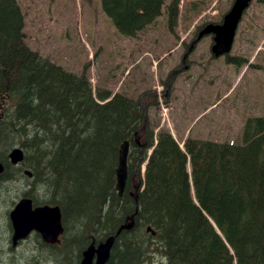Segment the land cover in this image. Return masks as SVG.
<instances>
[{"label":"trees","instance_id":"1","mask_svg":"<svg viewBox=\"0 0 264 264\" xmlns=\"http://www.w3.org/2000/svg\"><path fill=\"white\" fill-rule=\"evenodd\" d=\"M100 3L126 38L162 16L172 33L178 27L180 0ZM25 27L18 1L0 0V264H81L89 247L131 221L106 264H264V116L248 118L238 142L192 136L181 147L149 118L160 106L155 92L95 91L88 65L77 74L51 62L27 45ZM174 78L165 82L166 104ZM125 142L128 182L120 196ZM16 148L24 153L19 165L10 160ZM22 198L60 207L58 244L33 233L13 247L9 215Z\"/></svg>","mask_w":264,"mask_h":264},{"label":"rangeland","instance_id":"2","mask_svg":"<svg viewBox=\"0 0 264 264\" xmlns=\"http://www.w3.org/2000/svg\"><path fill=\"white\" fill-rule=\"evenodd\" d=\"M17 1L29 47L69 72L81 74L88 65L95 91L108 88L136 98L155 92L160 106L149 110V118L181 145L192 136L238 142L245 121L264 116V0L252 1L238 27L230 57L240 64L214 58L213 37H204L186 68L174 74L168 104L165 82L180 70L186 45L204 24L220 23L234 0H180L175 33L162 16L135 39L118 33L100 0Z\"/></svg>","mask_w":264,"mask_h":264},{"label":"water","instance_id":"3","mask_svg":"<svg viewBox=\"0 0 264 264\" xmlns=\"http://www.w3.org/2000/svg\"><path fill=\"white\" fill-rule=\"evenodd\" d=\"M252 0H234L230 11L224 16L220 24H208L198 34L193 42L188 54L184 58V63L193 46L206 36L213 37L212 54L215 58H220L232 52L238 27L243 19L245 12L250 7ZM141 105L142 101H141ZM128 153L129 142L121 146L119 165L116 170L117 190L122 196L128 182ZM10 160L13 165L21 164L24 161V153L21 149H14L10 154ZM147 162L145 163V167ZM3 164L0 163V175L4 171ZM26 175L32 177V173L26 171ZM138 212V211H137ZM10 222L13 228L12 243L16 247L21 241L26 240L31 233H38L44 242L48 244H58L60 237L64 233L62 224L61 209L57 206H34L30 198L21 199L10 212ZM130 220H133L131 217ZM134 225L131 221L124 225L116 236L109 237L106 242L99 246H91L84 253L81 264H106L110 258L111 251L117 236L123 230H130Z\"/></svg>","mask_w":264,"mask_h":264},{"label":"flooded vegetation","instance_id":"4","mask_svg":"<svg viewBox=\"0 0 264 264\" xmlns=\"http://www.w3.org/2000/svg\"><path fill=\"white\" fill-rule=\"evenodd\" d=\"M191 41H192V43L194 42V40H191ZM192 43H191V44H192ZM187 52H188V51H187ZM187 52L185 53V55L187 54ZM185 55H184V58H185ZM227 57H228V56H225V58H227ZM184 58H183V59H184ZM185 60L188 61V58H186ZM176 72H179V70H177ZM174 74H175V73H174Z\"/></svg>","mask_w":264,"mask_h":264},{"label":"bare ground","instance_id":"5","mask_svg":"<svg viewBox=\"0 0 264 264\" xmlns=\"http://www.w3.org/2000/svg\"><path fill=\"white\" fill-rule=\"evenodd\" d=\"M118 191V190H117ZM125 192V191H124ZM119 193V192H118ZM124 194V193H123Z\"/></svg>","mask_w":264,"mask_h":264}]
</instances>
